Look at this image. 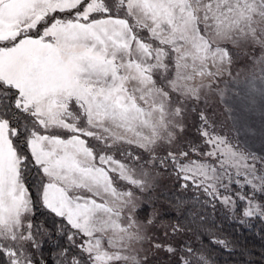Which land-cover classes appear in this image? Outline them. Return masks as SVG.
<instances>
[{
    "label": "snow or ice",
    "instance_id": "1",
    "mask_svg": "<svg viewBox=\"0 0 264 264\" xmlns=\"http://www.w3.org/2000/svg\"><path fill=\"white\" fill-rule=\"evenodd\" d=\"M217 205L264 221V0H0V264L264 261Z\"/></svg>",
    "mask_w": 264,
    "mask_h": 264
},
{
    "label": "trees",
    "instance_id": "2",
    "mask_svg": "<svg viewBox=\"0 0 264 264\" xmlns=\"http://www.w3.org/2000/svg\"><path fill=\"white\" fill-rule=\"evenodd\" d=\"M194 135V133H192ZM38 218L42 221H46L49 227H54V223L57 218L47 215L45 209H40ZM209 227H212L216 235L235 239L240 242L242 246H246L251 249L254 256L258 259L261 249H264V221L259 219H250L246 225H240L237 222L231 220L226 215V211L222 206L217 205L215 213L209 209ZM189 237H176L172 243L179 245ZM205 243H207V237H204ZM47 248L48 245H45ZM211 257L215 261V264H245L246 257L240 255V250L230 253L229 251L215 247L211 250ZM154 264H169L168 256L166 253H157V257L153 262ZM258 264H264V261H259Z\"/></svg>",
    "mask_w": 264,
    "mask_h": 264
},
{
    "label": "rangeland",
    "instance_id": "3",
    "mask_svg": "<svg viewBox=\"0 0 264 264\" xmlns=\"http://www.w3.org/2000/svg\"><path fill=\"white\" fill-rule=\"evenodd\" d=\"M256 148H259V141L257 140L256 142H255V145H254ZM171 242V241H170ZM154 264V263H153Z\"/></svg>",
    "mask_w": 264,
    "mask_h": 264
}]
</instances>
